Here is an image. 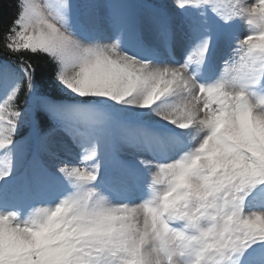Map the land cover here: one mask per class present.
Returning a JSON list of instances; mask_svg holds the SVG:
<instances>
[{"label":"snow or ice","instance_id":"snow-or-ice-1","mask_svg":"<svg viewBox=\"0 0 264 264\" xmlns=\"http://www.w3.org/2000/svg\"><path fill=\"white\" fill-rule=\"evenodd\" d=\"M15 9L0 264H264V0Z\"/></svg>","mask_w":264,"mask_h":264},{"label":"trees","instance_id":"trees-1","mask_svg":"<svg viewBox=\"0 0 264 264\" xmlns=\"http://www.w3.org/2000/svg\"><path fill=\"white\" fill-rule=\"evenodd\" d=\"M15 0H0V27H6L15 17Z\"/></svg>","mask_w":264,"mask_h":264},{"label":"rangeland","instance_id":"rangeland-1","mask_svg":"<svg viewBox=\"0 0 264 264\" xmlns=\"http://www.w3.org/2000/svg\"><path fill=\"white\" fill-rule=\"evenodd\" d=\"M237 59H238V57H236ZM221 71H222V69H221Z\"/></svg>","mask_w":264,"mask_h":264}]
</instances>
